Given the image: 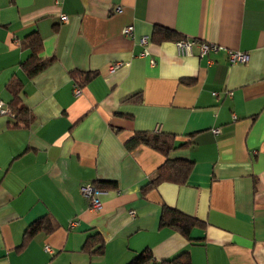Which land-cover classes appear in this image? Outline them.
I'll use <instances>...</instances> for the list:
<instances>
[{"label": "crops", "instance_id": "obj_1", "mask_svg": "<svg viewBox=\"0 0 264 264\" xmlns=\"http://www.w3.org/2000/svg\"><path fill=\"white\" fill-rule=\"evenodd\" d=\"M155 27L172 37L154 39ZM184 38L220 49L182 55ZM227 50L248 60L232 64ZM33 52L45 63L28 74ZM73 72L94 76L78 87ZM11 80L29 118L0 114V264L182 252L190 264H264V0H0L7 106ZM138 132L175 136L169 158L191 162L184 182L148 184L165 157L129 149ZM100 181L112 185L96 211L80 188ZM166 206L200 225L188 237L162 226ZM96 233L100 253L84 247Z\"/></svg>", "mask_w": 264, "mask_h": 264}, {"label": "trees", "instance_id": "obj_2", "mask_svg": "<svg viewBox=\"0 0 264 264\" xmlns=\"http://www.w3.org/2000/svg\"><path fill=\"white\" fill-rule=\"evenodd\" d=\"M154 39H169L172 37L171 30L163 27H155L153 31ZM37 38L34 36L30 41V44L34 49H37L36 45ZM45 61L39 59L35 52H33L32 57L25 63V68L28 69V74H33L40 67L44 65ZM81 72H73V78L78 87H82L88 82L94 74L91 72H86L80 74ZM18 88L20 85L16 80H11L6 85V89L12 94V98L8 102V107L13 112V118L15 119L14 124L19 125L20 123H27L29 118L28 109L22 105L18 98ZM175 143V136L168 133L160 132H138L135 133L127 142L126 146L131 149L139 144L146 145L154 150L159 151L165 157V160L154 172L151 180L148 184H156L159 181L167 180L173 181L176 183H182L186 180L187 175L191 169V162L181 159H171L169 158V153L173 150ZM189 143L186 142L181 146H187ZM96 183L97 188H106L110 187L112 183L109 182H94ZM160 224L162 226H167L177 230L179 233L188 237L189 231L191 228L200 225V222L193 218L192 216L186 215L176 209L165 207L162 211ZM40 226L29 227L26 231L27 236H30L34 231H36ZM92 245H97L95 252H102L103 250V240L98 235V233L90 235L84 247L89 249ZM127 264H190V259L188 253L182 252L176 256L162 261H156L153 256L148 253L145 257L134 258L129 261Z\"/></svg>", "mask_w": 264, "mask_h": 264}, {"label": "built area", "instance_id": "obj_3", "mask_svg": "<svg viewBox=\"0 0 264 264\" xmlns=\"http://www.w3.org/2000/svg\"><path fill=\"white\" fill-rule=\"evenodd\" d=\"M60 18L62 20H66V16H64V15H62ZM123 32H124V34H130L132 32V27L126 26L123 29ZM141 42L146 43V37L141 38ZM195 43H198L200 54H205V53H208L210 51L215 52V51L220 49V47L216 44L200 42V41L196 42L194 40H190V39H186V38L177 40L176 41V47H177V50L180 54L188 55L191 53L192 47ZM227 54H228V61L232 64L245 63L248 60V54L246 52L227 50ZM117 66H118V64H112L109 67L108 71L113 72ZM74 93L76 95L79 94L80 88L75 87ZM0 114L13 116V112L11 111V109L2 100H0ZM218 131H219L218 129L214 130L215 133H218ZM80 191L84 196L88 197V199L90 201V208L92 210L97 211V210H100L102 208L100 196L105 193L104 189L97 188L96 186H94L92 184H87V185L82 186L80 188ZM130 215L133 216L134 211H130ZM44 248L48 251L50 250V248L48 246H45Z\"/></svg>", "mask_w": 264, "mask_h": 264}]
</instances>
